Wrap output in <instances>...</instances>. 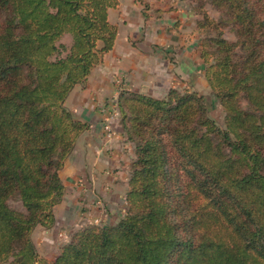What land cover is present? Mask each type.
<instances>
[{
	"label": "trees",
	"instance_id": "16d2710c",
	"mask_svg": "<svg viewBox=\"0 0 264 264\" xmlns=\"http://www.w3.org/2000/svg\"><path fill=\"white\" fill-rule=\"evenodd\" d=\"M193 1L198 30L228 24L236 35L201 43L224 127L196 93L122 92L136 147L126 213L79 231L49 261L32 234L54 226L60 171L89 127L65 103L113 49L120 0H0V264H264V0H210L219 20Z\"/></svg>",
	"mask_w": 264,
	"mask_h": 264
},
{
	"label": "crops",
	"instance_id": "0c3cea01",
	"mask_svg": "<svg viewBox=\"0 0 264 264\" xmlns=\"http://www.w3.org/2000/svg\"><path fill=\"white\" fill-rule=\"evenodd\" d=\"M191 13L183 0H120L117 8L109 10L110 21L118 27L115 45L94 67L87 81L73 88L65 103L89 125L78 137L60 172L66 188L60 203L68 204L67 212L84 210L89 220H102L105 224L112 218L123 217L134 146L121 129L118 117H113L112 123L121 130L112 138L104 134L103 106L126 91L155 96L161 84L156 60L161 58L170 72L175 70L178 74L167 79V87L174 83L184 86L182 78L194 81L202 68L199 69L195 55L192 57L197 47V26L190 22ZM136 14L145 20L155 17L143 26L135 21ZM158 52L161 57L154 58ZM171 56L176 57L178 64L169 63ZM55 216L56 226V211Z\"/></svg>",
	"mask_w": 264,
	"mask_h": 264
},
{
	"label": "rangeland",
	"instance_id": "374dc122",
	"mask_svg": "<svg viewBox=\"0 0 264 264\" xmlns=\"http://www.w3.org/2000/svg\"><path fill=\"white\" fill-rule=\"evenodd\" d=\"M183 3H185L186 6L191 8L192 13H191V17H189L190 22H191V24L197 26V23L203 19V16H202L199 8L197 7V3L193 0H183ZM204 9L207 11V13L210 17L215 18L217 20L220 19V17H221L220 11L215 6H213L211 4L210 0H205ZM139 17L140 16L138 14H136L134 17L135 21L138 22V24H141L143 26H147L148 24H150L149 21H151L152 17H155V16H153V15L150 16V18H151L150 20L149 19L145 20V18L142 15H141V19H139ZM130 19H132V16H130ZM119 22H121V21H119ZM219 31H221V36L224 39H226L228 41H235L236 40V35H235L234 31L231 29V25H228V24L221 25L219 30H216V28H211V29L209 28L208 30H204V31L198 30V28L195 30V32H196L195 41H196L197 47H196L195 52L192 51V52H194L192 57L195 55L196 61H197L196 63L198 65L199 69L202 68V71L200 72V74L198 73L197 75H195L193 77L194 81L189 82V81H185L184 80L185 78H182V82H183L184 86H180V85L178 86L174 83V84H171L167 87L166 86L167 79L170 77L172 78L174 75L173 73H175L176 76L178 74L175 70H172V72L169 71V68L167 66H165L164 60H162L164 58L156 60L158 65H159L158 68L160 69L159 70L160 71L159 72V79L161 80V84L158 85V87L156 88L158 91H157V94H155V96H153V97L163 98L167 95L168 91L172 88L177 89L184 94L196 93L197 95L203 97L204 104L206 107V112H207L208 116L210 118H212L219 127L223 128L224 127V120H225V112H224L221 104L219 103V100L214 95V93L212 92V89L210 88V86L207 82V79H206L205 74H204L205 72L203 69V65H204L203 59L201 58V55H200L201 48H202V46H201L202 41L206 40L209 37L217 36L219 34ZM71 41H72L71 36L69 34H65L61 38L59 43H62L68 47V46H70ZM208 49L211 50V48H209V47H208ZM163 52H165V51H163ZM155 56L160 58L161 57L160 52H158L157 55H153L154 58H155ZM170 58L171 59L169 60V63L178 64L176 57L171 56ZM172 58H175L176 61L172 62ZM175 81L178 82L177 80H175ZM131 92H136V91H126L124 93L128 94ZM138 93H143V92H138ZM144 94H146V93H144ZM112 99L116 100L117 98H112ZM112 99H110V101ZM241 103L244 106V108H247V102L244 99H242ZM66 107H67V105H66ZM103 110H104L103 112H105L106 114L109 112V111H106V105L103 106ZM106 114H105V119H104L105 121L103 124L104 134L108 138H112V137H114V135H116V133L119 130L123 129V131L126 134V137L128 139L126 129H125L123 122H122V117H121L120 111L117 114L112 113V112H111V115H106ZM113 117H118L120 119V123L122 124L121 129H117V127L115 128V125L112 123ZM131 142H132V145L134 146V148L132 149V162H133L135 157H136V147H135V143L133 141H131ZM8 203L12 208H15V209L20 210V211H25L21 202L16 198L10 199L8 201ZM67 207H68V204L64 203V202L60 203L56 207L55 211L57 213V218H58L56 226L54 224V226L52 228H45L41 225H38V226H36V228L33 231L32 239H33V242L36 246V249H37L39 255L42 258H46L49 261H54L57 258V256L59 255L62 247L64 245L70 243L79 231H81L83 229H87L88 227H91V226L105 225V223H103L102 220H99V221L89 220L86 217V215L84 214V210L76 209V210H72L69 213V211L67 212V209H68ZM126 209H127V206H126ZM125 213H126V211L124 212V214ZM116 219L117 218L110 219L109 224H114L120 220V219H117V220ZM112 220L114 222L111 223Z\"/></svg>",
	"mask_w": 264,
	"mask_h": 264
},
{
	"label": "built area",
	"instance_id": "2783aa9c",
	"mask_svg": "<svg viewBox=\"0 0 264 264\" xmlns=\"http://www.w3.org/2000/svg\"><path fill=\"white\" fill-rule=\"evenodd\" d=\"M106 111L116 113V114L119 113L118 100L112 99L110 103L108 104V106H106Z\"/></svg>",
	"mask_w": 264,
	"mask_h": 264
}]
</instances>
